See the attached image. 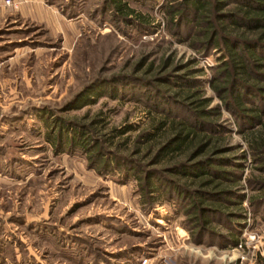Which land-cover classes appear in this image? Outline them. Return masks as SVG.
<instances>
[{
	"label": "rangeland",
	"instance_id": "374dc122",
	"mask_svg": "<svg viewBox=\"0 0 264 264\" xmlns=\"http://www.w3.org/2000/svg\"><path fill=\"white\" fill-rule=\"evenodd\" d=\"M0 1L12 10L0 18V264H264V115L249 125L214 89L226 51L194 45V23L178 40L169 0H120L127 20L111 0ZM34 4L40 21L18 14ZM191 79L219 109V151L202 158L230 180L213 187L163 170L156 145L139 141L147 98L179 103ZM248 97L245 107H264ZM133 168L189 193L154 206L158 195L148 203L144 181L124 174Z\"/></svg>",
	"mask_w": 264,
	"mask_h": 264
},
{
	"label": "trees",
	"instance_id": "16d2710c",
	"mask_svg": "<svg viewBox=\"0 0 264 264\" xmlns=\"http://www.w3.org/2000/svg\"><path fill=\"white\" fill-rule=\"evenodd\" d=\"M112 8L127 20L133 13L131 9L120 0H111ZM171 4L165 10L171 32L178 40L181 38V28L191 23L198 24L201 30L198 32L194 45L208 51L217 48L226 51L227 61L223 60L218 67L217 79L223 86L215 84L214 89L225 101L229 111L236 113L242 119H246L249 125L261 122L264 115V107L247 108L249 100L254 105L264 102V87L259 86L258 80L264 78V0H169ZM190 30V29H189ZM183 37V35H182ZM219 76V77H220ZM189 90L179 93L183 100L179 103L163 98V105H149L148 101L154 99L148 97L144 104L152 108L150 112L148 129L139 137L148 152L157 148L153 162L155 164H170L166 170L173 176L191 181L192 184L211 186L217 178L228 179V172L215 169L213 158L206 157L209 150L212 153L217 149V140L210 135L215 128V120L219 116L217 107L210 108L212 99L204 98L203 91L194 90V81H187ZM252 83V84H250ZM91 99V97H88ZM232 99V102L229 101ZM187 102V103H186ZM168 105L177 104L182 112H187L186 117L179 116L167 108ZM84 106V105H81ZM260 106V105H259ZM79 109V108H78ZM129 128L116 130L119 136L127 133ZM60 140V139H59ZM84 151H91L92 143L79 142ZM258 151L263 150L264 143L257 144ZM101 153L89 156L91 161L101 162ZM106 160L102 163L106 164ZM163 172V171H162ZM126 177L134 176L144 181L142 195L148 198L150 193L158 195L153 205H163L165 202L183 198L189 192L175 180L159 176L155 171L148 173L138 168L126 169ZM153 180L161 184L155 187ZM168 184V185H167ZM222 195L224 193H221ZM211 197V195H210ZM217 198V193L212 195Z\"/></svg>",
	"mask_w": 264,
	"mask_h": 264
},
{
	"label": "crops",
	"instance_id": "0c3cea01",
	"mask_svg": "<svg viewBox=\"0 0 264 264\" xmlns=\"http://www.w3.org/2000/svg\"><path fill=\"white\" fill-rule=\"evenodd\" d=\"M40 7L39 5H25L21 8V10L19 11V15L25 19H32V20H35V21H40L41 17L40 15L38 14L37 10L39 11L40 10ZM12 12L11 9H7V7H5L4 3H2L0 1V18L5 16V14H7V12Z\"/></svg>",
	"mask_w": 264,
	"mask_h": 264
},
{
	"label": "built area",
	"instance_id": "2783aa9c",
	"mask_svg": "<svg viewBox=\"0 0 264 264\" xmlns=\"http://www.w3.org/2000/svg\"><path fill=\"white\" fill-rule=\"evenodd\" d=\"M8 5H10L11 4V2L10 1H8V3H7ZM138 264H148V261L145 259V260H143V261H141V262H139Z\"/></svg>",
	"mask_w": 264,
	"mask_h": 264
}]
</instances>
